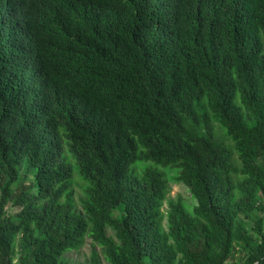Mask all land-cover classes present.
<instances>
[{
  "label": "trees",
  "instance_id": "1",
  "mask_svg": "<svg viewBox=\"0 0 264 264\" xmlns=\"http://www.w3.org/2000/svg\"><path fill=\"white\" fill-rule=\"evenodd\" d=\"M160 167L196 201L167 228ZM86 237L88 264H264V0H0V264Z\"/></svg>",
  "mask_w": 264,
  "mask_h": 264
},
{
  "label": "rangeland",
  "instance_id": "2",
  "mask_svg": "<svg viewBox=\"0 0 264 264\" xmlns=\"http://www.w3.org/2000/svg\"><path fill=\"white\" fill-rule=\"evenodd\" d=\"M214 132L216 135V138L225 143L229 148H232L234 150V145L232 141L226 136L223 129L215 124L214 125ZM235 163L238 168H240L239 160L237 155L235 156ZM147 165L140 166L138 168L139 172H142ZM160 170L166 174V177L169 181V186L167 190V197L166 201L164 203L163 207V214L165 216L164 219V228H167V215L169 212V204L171 202H182L183 205L187 208L189 212H192L193 207L196 205L195 199L192 197L189 189L187 186H185L183 183H181L177 178V171L172 167H160ZM242 177L236 176V180H241ZM87 188V185L82 181L78 170L75 168L74 172V180H73V190L75 193V201H76V207L78 211L82 212V200L85 198V190ZM19 212V208L13 206L12 204H9L7 207V213L10 215H15ZM246 222L248 225H250V220L246 219ZM109 235L113 236V232L111 230L108 231ZM93 242L90 237H86L84 244L80 247V249L71 251L66 254L65 258L70 262V264H88L92 255L93 251ZM98 252L101 255L103 264H106L105 259L103 257L102 251L100 248H98ZM243 257V254L238 252L236 253L227 264H236L237 262H240V259ZM17 263V261H16Z\"/></svg>",
  "mask_w": 264,
  "mask_h": 264
}]
</instances>
